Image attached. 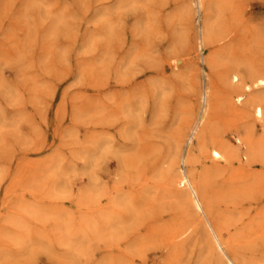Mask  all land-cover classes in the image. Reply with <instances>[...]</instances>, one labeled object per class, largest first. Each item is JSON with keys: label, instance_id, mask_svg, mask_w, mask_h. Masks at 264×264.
Returning a JSON list of instances; mask_svg holds the SVG:
<instances>
[{"label": "rangeland", "instance_id": "obj_1", "mask_svg": "<svg viewBox=\"0 0 264 264\" xmlns=\"http://www.w3.org/2000/svg\"><path fill=\"white\" fill-rule=\"evenodd\" d=\"M225 255L264 264V0H0V264Z\"/></svg>", "mask_w": 264, "mask_h": 264}, {"label": "bare ground", "instance_id": "obj_2", "mask_svg": "<svg viewBox=\"0 0 264 264\" xmlns=\"http://www.w3.org/2000/svg\"><path fill=\"white\" fill-rule=\"evenodd\" d=\"M199 4H201V2H199ZM209 36H210L209 35V25H208V22L204 19L203 20V25L201 27V37L204 38L205 41L207 40L206 42H208ZM240 75H238L237 73L236 74H233L232 77H231V79H230L231 80V84L234 85V88L236 90H238V91L241 88L244 91H250L251 90V85L250 84H245V82L243 81L244 80L243 79L244 77L242 78V76H240ZM260 83H262V80H260L259 82H254L253 83V86L254 85H258ZM241 100L242 99H241L240 95L238 94L236 96V100L235 101L238 102V101H241ZM204 102L207 104V107L204 108L203 114L199 116L198 120H196L194 122V124L192 125V127L190 129V137L191 136L193 137V136H195V134H198L197 137H196L198 140H200V138L202 136V131H204V129L206 127L205 120L208 118L209 113H210L209 111H210V106L211 105H210L209 101L207 103V93L204 95ZM206 109H207L206 115H204ZM254 114L257 117H262V114L263 113H262V106L261 105H256L254 107ZM185 127H188V125H186ZM175 153L177 155V152H175ZM211 156H212V158H215V159H219L221 157H224L225 158L224 155H222L219 151H217L215 149L211 150ZM185 158H186V156L183 157V162H185ZM176 176H177L178 183L182 186V188H184V197H185L184 199L187 202L190 203V206H191V208L194 211L203 213L202 203L200 201V197H203V195H201L202 192H201L200 188L198 187L199 185L195 184V182L192 181V179L189 177V175L186 174L185 171H182V170L177 171ZM205 224H206L207 230L209 231V233L211 235L210 236L211 239H212V241H211L212 242V246L211 247H214V249L216 248V249H218V251L223 252V250H222V244H221V241H220L221 239H219V236H218L217 232L215 231V229L213 228L212 224L210 223V221L207 218H205ZM224 259H226V264H240L235 259L230 258L227 255H225V258ZM222 262H223V260H222Z\"/></svg>", "mask_w": 264, "mask_h": 264}]
</instances>
